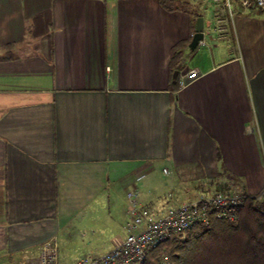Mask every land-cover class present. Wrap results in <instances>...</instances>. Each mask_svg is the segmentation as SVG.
Wrapping results in <instances>:
<instances>
[{"label": "crops", "instance_id": "crops-1", "mask_svg": "<svg viewBox=\"0 0 264 264\" xmlns=\"http://www.w3.org/2000/svg\"><path fill=\"white\" fill-rule=\"evenodd\" d=\"M214 37L197 0H0V264L51 238L59 256L67 227L110 250L130 190L152 209L264 191V7Z\"/></svg>", "mask_w": 264, "mask_h": 264}, {"label": "built area", "instance_id": "built-area-1", "mask_svg": "<svg viewBox=\"0 0 264 264\" xmlns=\"http://www.w3.org/2000/svg\"><path fill=\"white\" fill-rule=\"evenodd\" d=\"M214 5L215 39L226 38L233 16L252 8H263L264 0H211ZM204 37V36H203ZM204 38L198 46L204 45ZM197 69L187 70L178 76L179 87L187 80L197 78ZM142 176L138 177L140 179ZM262 193L250 196L246 193H205L190 201L170 207L163 212L142 205L137 190L127 191L129 201L128 218L122 226V240L110 250L97 256H82L72 264H144L147 250L171 236L184 239L186 233L201 226H207L212 218L235 221L237 208L247 198L259 200ZM21 264H60L58 244L51 238L39 247L37 256L25 257Z\"/></svg>", "mask_w": 264, "mask_h": 264}, {"label": "trees", "instance_id": "trees-1", "mask_svg": "<svg viewBox=\"0 0 264 264\" xmlns=\"http://www.w3.org/2000/svg\"><path fill=\"white\" fill-rule=\"evenodd\" d=\"M144 264H264V192L245 199L235 221L212 218L182 240L171 236L149 248Z\"/></svg>", "mask_w": 264, "mask_h": 264}, {"label": "rangeland", "instance_id": "rangeland-1", "mask_svg": "<svg viewBox=\"0 0 264 264\" xmlns=\"http://www.w3.org/2000/svg\"><path fill=\"white\" fill-rule=\"evenodd\" d=\"M198 6L200 8V14L204 17L205 22H211L212 23V13L214 10V5L211 2V0H197ZM168 6H177L182 7V4L179 2H176L173 4V2H166ZM242 186V185H241ZM231 188L226 183H215L209 189L207 192L204 191H196L191 192L190 190H186L185 193H187L190 199L197 198L201 194L205 193H213L216 191H221L224 193H230L229 191ZM171 193H174V191H170ZM264 191L259 192L257 194H249L250 196H256L260 193L263 194ZM167 192H165L166 194ZM246 193V192H245ZM238 194V193H237ZM169 199V198H168ZM121 203V202H120ZM172 204H163L161 207H158L156 209L160 211H167ZM80 227V226H79ZM99 230V229H98ZM95 231L94 235H86V231L81 229H76L71 231L68 227L61 230L59 234V261L60 264H71L76 259L82 256H97L99 254H102L107 251V245L112 241L110 239L111 233L106 231V233L103 231ZM187 234V233H186ZM86 235V236H85ZM186 237V236H185ZM91 244H89V241ZM182 240V239H181Z\"/></svg>", "mask_w": 264, "mask_h": 264}, {"label": "water", "instance_id": "water-1", "mask_svg": "<svg viewBox=\"0 0 264 264\" xmlns=\"http://www.w3.org/2000/svg\"><path fill=\"white\" fill-rule=\"evenodd\" d=\"M203 38V31H202V17H198L196 19V26L195 32L192 35L191 42L189 48L194 49L196 48L198 41Z\"/></svg>", "mask_w": 264, "mask_h": 264}]
</instances>
